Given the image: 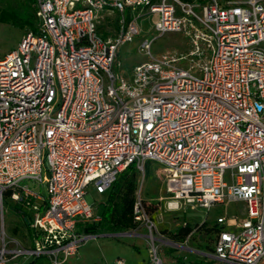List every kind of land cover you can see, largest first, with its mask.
<instances>
[{
	"label": "built area",
	"instance_id": "built-area-1",
	"mask_svg": "<svg viewBox=\"0 0 264 264\" xmlns=\"http://www.w3.org/2000/svg\"><path fill=\"white\" fill-rule=\"evenodd\" d=\"M32 6L35 28L0 57V264H68L95 237L79 227L101 222L89 189L100 196L148 161L160 166L167 211L242 203L243 217L216 219L212 255L264 264V1ZM104 15L112 35L99 32ZM153 15L157 35L179 33L190 48L152 56L155 38L144 39L148 59L123 78L118 51ZM6 206L23 221L21 238L6 232ZM149 206L139 188L133 219L146 230L148 264H162L157 244L167 242Z\"/></svg>",
	"mask_w": 264,
	"mask_h": 264
},
{
	"label": "rangeland",
	"instance_id": "rangeland-1",
	"mask_svg": "<svg viewBox=\"0 0 264 264\" xmlns=\"http://www.w3.org/2000/svg\"><path fill=\"white\" fill-rule=\"evenodd\" d=\"M6 8H22L27 14H32V6H29L26 0H0V10ZM157 21L156 15L141 18L138 21L140 31L134 41L122 46L118 51L117 60L120 62V67L114 65L113 68L121 77L128 79L133 67L148 59L138 52V45L144 39L155 38L151 46L152 56L167 52H188L190 48L188 41L181 34L157 35L153 30ZM35 23L36 21L33 20V29ZM33 29L18 22H0V57L16 49L22 35ZM159 168L157 163L148 161L145 163L144 173H137L136 179L137 190L140 188L141 197L150 202L147 213L167 242L157 244L162 264H186L195 260L205 261V259L210 258L209 254L212 252V227L216 223V218L219 215H224L226 219H230L240 215L239 211L241 210H238L235 204H230L225 207L218 206L208 213L204 209H191L189 206L172 213L165 212L162 207L161 196L166 191V185L158 172ZM29 186L34 188L31 183ZM88 196V200L94 203L95 212L100 213L105 198L96 195L91 188L88 191ZM184 226L192 228L190 234L184 239L174 238L173 235L176 230ZM5 228L8 235L21 238V235L14 233L15 229L17 232L23 229L21 218L10 206H6L5 209ZM132 231L137 234V237L132 235L103 236L109 233L102 232V236L98 235V237H93L84 242L79 254L76 258L71 259L68 264H114L117 258L123 259L125 264H139L137 258L140 257L144 260L150 253V246L146 237L140 236L144 230L137 228ZM130 232L124 231L122 233ZM170 241L181 244L183 248L174 247L169 244ZM129 247L133 248L135 254L131 252ZM212 264L226 263L215 262Z\"/></svg>",
	"mask_w": 264,
	"mask_h": 264
},
{
	"label": "trees",
	"instance_id": "trees-1",
	"mask_svg": "<svg viewBox=\"0 0 264 264\" xmlns=\"http://www.w3.org/2000/svg\"><path fill=\"white\" fill-rule=\"evenodd\" d=\"M27 4L32 6L33 0H26ZM191 1V0H184ZM33 20H35L34 8L32 6V14H27L22 8H6L0 10L1 23H20L28 25L33 29ZM137 171L130 167L123 172L113 186L104 194L100 195L105 198L100 211L101 222L93 225H84L79 227L80 232L85 235L96 236L102 232L109 234H118L124 231H132L137 228V224L133 219V204L137 193ZM22 224L23 221L21 220ZM24 226V225H23ZM191 227H180L174 233V238L184 239L191 232ZM217 229L212 227L213 237L217 234ZM17 235L23 236L24 231L14 230ZM214 241V239H213ZM213 251V250H212ZM28 264H50L49 260L44 257L32 259ZM186 264H208L206 262L195 260Z\"/></svg>",
	"mask_w": 264,
	"mask_h": 264
},
{
	"label": "crops",
	"instance_id": "crops-1",
	"mask_svg": "<svg viewBox=\"0 0 264 264\" xmlns=\"http://www.w3.org/2000/svg\"><path fill=\"white\" fill-rule=\"evenodd\" d=\"M110 18L109 17H106V15H104V19H102L101 20V24H100V26H99V32L100 33H102L103 35H105V36H108V35H112L113 34V31L110 29V28H108L111 24H110ZM164 196H165V193L163 194V196H161V197H163L164 198ZM91 202V201H90ZM230 204H235L237 207H238V210L240 209L241 211H239V214L240 215H238L237 217H243L244 216V205L242 204V203H227V204H216V205H214L210 210H213V209H216L218 206H223V207H225L226 205H230ZM162 207H163V209H164V211L165 212H170V211H167V210H165V207H164V202H162ZM209 210V211H210ZM209 211H207V213L209 212ZM226 212V211H225ZM170 213H172V212H170ZM227 213V212H226ZM221 216H224V215H219L218 217H221ZM217 217V218H218ZM216 218V219H217ZM213 227H215V229H220V227L215 223V225H213ZM142 230H144V232L142 233V235H140V236H145L146 235V230H145V228H143V227H140ZM228 229V228H227ZM99 235H101V234H99ZM102 236V235H101ZM103 236H110V234H105V235H103ZM117 236V235H116ZM132 236H134V237H137V234H135V232H134V234H132ZM95 237H98V235H96ZM215 238H216V234H215V236L213 237V239H214V241H213V243H212V250H213V247H214V242H215ZM171 242V241H170ZM172 243V245L174 246V247H178V248H183V246L181 245V244H177V243H175V242H171ZM130 249H131V252L133 253V254H135L134 253V250H133V248H131V247H129ZM81 249V248H80ZM80 251V250H79ZM213 252V251H212ZM212 252L209 254V256H210V258H207V259H205V261H203V262H206V263H208V264H212V263H215V262H217V263H221L220 261H218L213 255H212ZM138 257V256H137ZM137 260H138V263L139 264H148V260H149V254H148V256L143 260V258L141 259L140 257H138L137 258Z\"/></svg>",
	"mask_w": 264,
	"mask_h": 264
},
{
	"label": "water",
	"instance_id": "water-1",
	"mask_svg": "<svg viewBox=\"0 0 264 264\" xmlns=\"http://www.w3.org/2000/svg\"><path fill=\"white\" fill-rule=\"evenodd\" d=\"M122 233H118V234H110V236H116V235H121Z\"/></svg>",
	"mask_w": 264,
	"mask_h": 264
}]
</instances>
